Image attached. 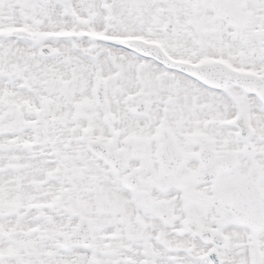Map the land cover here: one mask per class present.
<instances>
[{"label": "snow or ice", "instance_id": "1", "mask_svg": "<svg viewBox=\"0 0 264 264\" xmlns=\"http://www.w3.org/2000/svg\"><path fill=\"white\" fill-rule=\"evenodd\" d=\"M0 264H264V0H0Z\"/></svg>", "mask_w": 264, "mask_h": 264}]
</instances>
